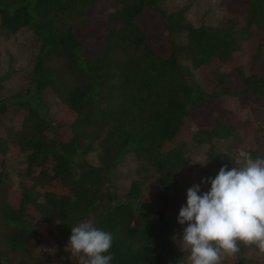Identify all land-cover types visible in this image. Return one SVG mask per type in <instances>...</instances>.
I'll return each mask as SVG.
<instances>
[{
  "label": "trees",
  "instance_id": "trees-1",
  "mask_svg": "<svg viewBox=\"0 0 264 264\" xmlns=\"http://www.w3.org/2000/svg\"><path fill=\"white\" fill-rule=\"evenodd\" d=\"M100 3L113 8L89 15ZM161 3L0 0V31L26 28L37 42L23 91L3 95L0 75V166L12 144L30 181L10 198L0 167V264H26L12 255L29 249L38 236L35 222L63 233L85 220L112 233V264H187L173 239L187 225L170 213L173 204H184L180 143L192 111L211 100L229 95L264 104V43L255 47L246 72L242 66L220 72L242 42L264 29V0H242L234 11L240 23L234 17L195 26L182 8L166 11ZM149 17L160 26L164 54L153 44L158 34L146 29ZM56 58L60 65L51 63ZM193 71L210 85L197 82ZM50 95L57 98L52 115ZM237 130L217 113L193 139L225 140ZM94 152L92 163L86 156ZM127 155L152 173L132 179L119 196L113 173ZM249 156L264 157V149ZM215 164L206 178L226 160ZM221 264H264V254L241 248Z\"/></svg>",
  "mask_w": 264,
  "mask_h": 264
},
{
  "label": "rangeland",
  "instance_id": "rangeland-1",
  "mask_svg": "<svg viewBox=\"0 0 264 264\" xmlns=\"http://www.w3.org/2000/svg\"><path fill=\"white\" fill-rule=\"evenodd\" d=\"M241 1L162 0L161 5L166 11L182 8L185 19L191 25H219L223 20L237 18L234 11L238 9V4ZM102 8L105 10L101 11ZM112 8V5L100 3L89 10L88 14L94 17L104 16ZM146 21L149 23L146 29L158 34V39L154 40L153 44L164 54L167 45L159 33L160 26L154 17H149ZM237 21L240 23V19ZM180 39L182 41V37ZM260 42L264 43V29L254 31L248 40L242 42L239 49L232 53L231 60L221 67L220 72L226 73L236 66H242L243 71L246 72L250 66V56ZM36 43L33 34L26 28L9 34L0 31V75L4 76L3 95L19 93L24 90ZM60 62L59 58L51 61L54 65H60ZM193 74L197 82L202 81L205 86L210 85L203 79L204 77L200 72L198 74L193 71ZM46 102L48 115H52L57 98L50 95ZM217 113L236 125L238 128L237 134L225 140H213L209 143L196 142L193 139L194 133L197 132L199 127L210 125L212 116ZM190 120L191 122H187L184 131L185 139L180 143L185 149L186 162L178 170V179L185 191L183 195L184 204L175 203L171 206L170 213L175 218L178 217L181 206L186 205L187 189L193 184H200L202 178H206L208 174L217 170L215 159L226 160L227 167L231 169L241 161L242 154L249 155L251 150L264 149L262 144V141L264 142V104L257 105L248 98L223 95L216 100L209 101L206 107L192 111ZM86 158L95 163V152L88 154ZM22 159L23 155L17 153L14 146L9 144V148L2 158L4 163L0 166L3 167L6 181L9 184L8 195L13 199L21 186L28 185L30 182L21 172L24 167ZM151 173L152 171L148 166L136 161L132 155L125 156L113 173V185L116 193L122 196L132 179ZM201 187L204 191L210 185H202ZM33 227L38 236L33 239V243H31L28 250L12 255L15 260L22 258L26 264H76V261L71 258L70 251H65L72 227L63 233L56 231L52 224L35 222ZM174 236L176 237L174 245L178 250H181L179 247V239H182L181 232L176 230ZM241 248L245 249L247 253H256L261 256L264 254L260 253L254 246L241 245ZM184 255H187V253H184Z\"/></svg>",
  "mask_w": 264,
  "mask_h": 264
},
{
  "label": "clouds",
  "instance_id": "clouds-1",
  "mask_svg": "<svg viewBox=\"0 0 264 264\" xmlns=\"http://www.w3.org/2000/svg\"><path fill=\"white\" fill-rule=\"evenodd\" d=\"M202 185L210 187L202 191ZM186 196L177 222L187 225L179 239L187 264H221L225 254L239 253L241 245L264 253V157L242 154L237 165L222 166L214 178H202ZM113 241L110 231L85 220L71 228L65 251L76 264H112Z\"/></svg>",
  "mask_w": 264,
  "mask_h": 264
}]
</instances>
